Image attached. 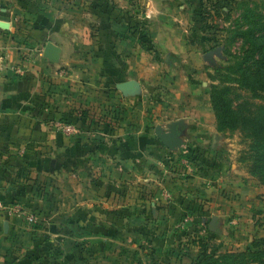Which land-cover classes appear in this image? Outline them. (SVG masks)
<instances>
[{"label":"crops","instance_id":"crops-1","mask_svg":"<svg viewBox=\"0 0 264 264\" xmlns=\"http://www.w3.org/2000/svg\"><path fill=\"white\" fill-rule=\"evenodd\" d=\"M178 8L173 0H0V264H119L106 257L108 234L170 233L178 210L185 215L181 202L191 193H161L180 154L154 128L178 121L182 145L186 136L196 145L208 138L209 151L220 133ZM133 20L145 23L151 50ZM47 42L58 48L56 60L43 56ZM106 80L107 95L97 97ZM128 80L133 91L117 88ZM214 164L212 199L193 219L208 225L216 216L210 232L218 236L231 232L230 217L241 235L252 220L264 223V187ZM151 197L159 203L152 210ZM11 206L37 222L10 214ZM190 229L194 223L183 231ZM91 246L97 253L84 254Z\"/></svg>","mask_w":264,"mask_h":264},{"label":"rangeland","instance_id":"rangeland-1","mask_svg":"<svg viewBox=\"0 0 264 264\" xmlns=\"http://www.w3.org/2000/svg\"><path fill=\"white\" fill-rule=\"evenodd\" d=\"M173 1H176L178 6L181 7L178 8L181 14L180 17L187 19L186 44L193 46L198 52V54H195H197L200 64L199 68H201L203 73L199 80L207 82L209 95L210 85L218 83L215 79L217 75L215 72L216 68L220 69L219 72H228L225 70L227 66L234 64L236 60L246 55V51L250 48L249 36L247 34L245 36H238L236 35V30H247V28H255L257 26L253 22H256L257 14H264V0H228L229 5L222 7L218 14L213 9H210V13L206 15L205 20H201L202 15L200 12L205 13L203 10L204 6H210L208 0ZM219 4L223 5L222 0H219ZM260 22L262 23L263 19ZM134 24H136V21L133 20V24L131 25L132 30ZM138 28H140L139 33L142 32V28L144 31V27L138 26ZM147 44L145 45L146 50H148L151 42H147ZM257 56L253 55V57H249L248 62L244 64L250 73L256 70L254 59ZM190 65H194V63H190ZM182 67L183 63L178 62V68ZM104 76L105 74L102 71L97 76V79L103 81ZM104 84H106L105 87L103 86L105 91L102 89V91H98L97 97L102 96V94L107 95L106 93L109 89L107 80ZM227 96L233 109L239 115H254L258 111L259 106L264 105L263 99L254 97L250 92L238 88L236 85H232ZM149 129L152 128L150 127ZM218 132L220 133L218 136L220 146L216 150L209 151L210 139L208 138L203 141L201 140L196 145V143H192L193 140L190 137L186 136L183 137L184 144L182 147L176 149L180 157L173 163V166L170 168L168 160L163 161L164 165L168 166L167 172H174L175 170V179L172 177L174 180L169 181L170 186L167 188V191L165 189L161 193H166L167 195L178 193L183 195V192H185V194L191 193L192 195V199L188 197L187 201L181 202L182 204L189 205L186 211L185 208L183 211L178 205L185 215H180V211L178 210L175 219L176 227L173 228V231L161 233L147 227L144 232L137 234H108L109 240L104 251L107 252L106 257L108 256L109 263L116 262L120 264L121 258L128 255L132 259L133 264H191L192 260L202 250L216 256L224 252L241 251L246 249V246L250 245L253 240L258 239L259 237L257 236H264V227H262L264 223H258V221L254 222L252 220L251 227L247 228L245 233L241 235L238 232L243 227H239L238 225L235 227L237 218L230 217L229 220L233 222H231L233 226L230 225L231 232H225L218 236L216 233L209 231L207 224H201V217L193 219V213L196 212L199 215L204 213L207 203L212 199V193L208 191V188L209 182L215 176L213 174L217 172L216 167L214 168V161H218L222 165L221 169L224 168L225 172L230 171L231 166L238 171L247 172L244 163L239 160L240 152L246 146L245 141L242 140L241 133L238 130L233 132ZM151 138L152 140H156L154 137ZM185 163L188 166H185ZM189 166L192 167L188 169ZM181 178H186L188 180L187 183ZM148 188L151 187H146L143 190L144 195H147L146 197H149L151 193V189ZM151 198L145 203L152 210L159 203L156 202L158 200L153 197ZM175 203L177 204V202ZM171 209L173 210L174 207H171ZM193 223L195 224V229H190L189 232L183 231V228ZM113 236L115 238H112ZM238 238L239 240L240 238L244 239L238 241ZM164 241L168 242L163 246ZM82 250L87 255H90L91 252L97 253V249H93L92 246L90 248L84 247Z\"/></svg>","mask_w":264,"mask_h":264},{"label":"trees","instance_id":"trees-1","mask_svg":"<svg viewBox=\"0 0 264 264\" xmlns=\"http://www.w3.org/2000/svg\"><path fill=\"white\" fill-rule=\"evenodd\" d=\"M208 1L210 6H204L203 9L207 14L200 12L201 20L206 19L210 9L218 14L222 7L229 5L228 0H222L223 5L219 4V0ZM256 16V22H253L257 25L255 28L236 30L238 36H245V34L249 36L250 48L243 58H239L234 64L225 68L228 72L222 73L219 72V68H216L215 79L218 83L210 85L209 103L215 117L217 131L238 130L241 133L246 146L241 150L239 160L244 163L247 173L264 186V105L259 106L254 115H239L227 96L232 85H236L250 92L254 97L264 100V14ZM261 19H263L262 23ZM138 26L144 27V23L136 22L133 27ZM140 34L146 42L145 45H148L146 35L143 32ZM148 49L151 50L149 47ZM253 55L257 56L254 59L256 70L250 73L244 64ZM191 264H264V237L253 240L250 246L241 251L224 252L216 256L202 250Z\"/></svg>","mask_w":264,"mask_h":264},{"label":"water","instance_id":"water-1","mask_svg":"<svg viewBox=\"0 0 264 264\" xmlns=\"http://www.w3.org/2000/svg\"><path fill=\"white\" fill-rule=\"evenodd\" d=\"M58 48L51 42H47L44 50L43 56L49 60H56ZM117 88L121 91H133L135 89V82L128 80L118 84ZM178 121L171 122L167 130H163L160 125H156L154 128V134L160 141V143L169 150H176L182 146V140L178 133ZM208 229L211 232L216 230V216H212L208 223Z\"/></svg>","mask_w":264,"mask_h":264},{"label":"built area","instance_id":"built-area-1","mask_svg":"<svg viewBox=\"0 0 264 264\" xmlns=\"http://www.w3.org/2000/svg\"><path fill=\"white\" fill-rule=\"evenodd\" d=\"M1 60H0V70H1ZM18 72H21L20 68H17ZM65 133H70L74 130L73 126H71L70 124H63L60 126ZM1 208H3L2 205H0ZM9 213L24 219L28 224H35L37 222V218L33 213H28L26 212L22 207L20 206H11L9 208H7Z\"/></svg>","mask_w":264,"mask_h":264}]
</instances>
